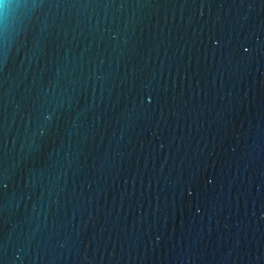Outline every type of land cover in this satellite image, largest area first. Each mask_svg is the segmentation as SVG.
<instances>
[{
    "label": "water",
    "instance_id": "water-1",
    "mask_svg": "<svg viewBox=\"0 0 264 264\" xmlns=\"http://www.w3.org/2000/svg\"><path fill=\"white\" fill-rule=\"evenodd\" d=\"M0 264H264V0H0Z\"/></svg>",
    "mask_w": 264,
    "mask_h": 264
}]
</instances>
